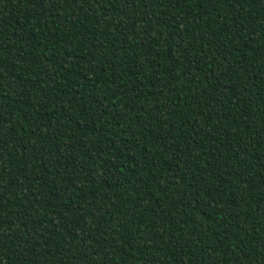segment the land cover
Instances as JSON below:
<instances>
[{
	"label": "trees",
	"instance_id": "1",
	"mask_svg": "<svg viewBox=\"0 0 264 264\" xmlns=\"http://www.w3.org/2000/svg\"><path fill=\"white\" fill-rule=\"evenodd\" d=\"M0 264H264V0H0Z\"/></svg>",
	"mask_w": 264,
	"mask_h": 264
}]
</instances>
